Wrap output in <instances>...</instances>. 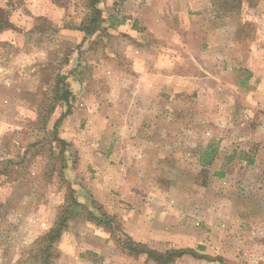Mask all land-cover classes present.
<instances>
[{
  "label": "rangeland",
  "instance_id": "374dc122",
  "mask_svg": "<svg viewBox=\"0 0 264 264\" xmlns=\"http://www.w3.org/2000/svg\"><path fill=\"white\" fill-rule=\"evenodd\" d=\"M258 3L102 0L99 29L84 35L68 26L84 21L78 0H0L12 23L0 30V264H40L34 241L53 226L68 186L80 211L49 264H156L123 252L90 218L100 212L149 249L224 259L172 264H264ZM59 73L72 93L57 127L64 154L51 134L65 106L45 131L37 121Z\"/></svg>",
  "mask_w": 264,
  "mask_h": 264
},
{
  "label": "trees",
  "instance_id": "16d2710c",
  "mask_svg": "<svg viewBox=\"0 0 264 264\" xmlns=\"http://www.w3.org/2000/svg\"><path fill=\"white\" fill-rule=\"evenodd\" d=\"M101 1L102 0H78L79 4L83 6L84 10H86V12L84 13V21L81 22L79 25H75L76 23L70 22L68 23V26H75V28L83 32L84 35H91L96 32L99 29L102 18L101 9L99 7V3ZM54 3L58 6H61L62 4H64V0H54ZM232 3V8L234 9L236 8V6H241L242 0H232ZM73 4L75 5V3ZM2 12L3 10L0 7V30L12 26V23L7 18H4L2 16ZM40 20L45 21L46 19L40 17ZM45 27L46 25H44L42 29H45ZM66 82V75L59 73L52 87L49 103L45 104V100H43L40 106L38 107L37 111V121H40L39 129L40 131H45L48 117L55 110V107L61 104L65 106V111L60 116V118L57 119V121L54 123L52 128L53 133L51 134L52 139L61 146V151L59 153L63 154L68 152L66 150L68 149V144L65 140L58 137L57 127L61 121V118L69 112V105L72 98V93ZM215 154L216 149L213 148L211 145H208L206 149H204L203 163L210 165L215 158ZM64 162L66 164L67 159ZM61 173L63 174L62 171ZM218 174H220V176L222 175V173ZM79 207L80 203L77 201V198L74 195V189L68 186L67 194L65 195V201L58 211L53 226L42 236H40L34 241V245L37 246L35 248V252H38V258L39 260H41L40 264H49L51 259L54 257L53 244L59 239L62 231L66 227V222L68 221V219L71 218L74 213H78L80 211ZM98 215L99 216H94L90 218L94 220L97 224L107 227L110 232L116 237V241L119 244L120 248L127 255L136 257L144 254L149 259H152L156 264H172L175 259L184 255H189L196 259H204L210 262H224V259L220 256L212 257L209 255L201 254L193 248H171L164 252L149 249L145 244L134 241L130 236L122 232L118 228V226L114 224V219L112 217L104 214L103 212H100ZM198 248L202 249L203 247L199 246Z\"/></svg>",
  "mask_w": 264,
  "mask_h": 264
},
{
  "label": "crops",
  "instance_id": "0c3cea01",
  "mask_svg": "<svg viewBox=\"0 0 264 264\" xmlns=\"http://www.w3.org/2000/svg\"><path fill=\"white\" fill-rule=\"evenodd\" d=\"M175 1L178 2V0H175ZM185 1H187V0H185ZM207 6H208V8H207ZM184 7L187 8V6H184ZM192 8H193V6H192ZM204 8L209 9V8H210V4L208 3V5H207V4L204 5ZM258 9H259L260 11H263V12H264V0H259V3H258ZM262 28H263L262 30H263V35H264V23H263Z\"/></svg>",
  "mask_w": 264,
  "mask_h": 264
}]
</instances>
